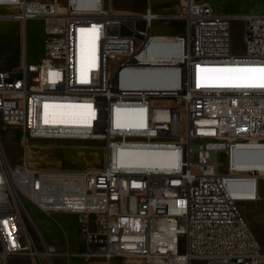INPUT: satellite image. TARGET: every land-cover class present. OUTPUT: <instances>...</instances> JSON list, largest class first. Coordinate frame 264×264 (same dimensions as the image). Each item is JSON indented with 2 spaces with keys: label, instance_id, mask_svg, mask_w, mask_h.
I'll return each mask as SVG.
<instances>
[{
  "label": "built area",
  "instance_id": "2783aa9c",
  "mask_svg": "<svg viewBox=\"0 0 264 264\" xmlns=\"http://www.w3.org/2000/svg\"><path fill=\"white\" fill-rule=\"evenodd\" d=\"M90 2L0 0L10 11L1 19L42 21L44 35L42 59L25 60L20 79L0 71L1 121L30 140L95 141L106 149L102 170L45 172L12 166L0 142L2 261L24 256L52 264L59 254L43 234L36 242L26 200L57 223L59 215L75 217L78 236L107 264H262L264 250L239 203L261 200L264 89L208 86L197 69L264 67V13H220L207 1L179 0L169 15L147 0L142 13L130 15L110 12L107 0ZM237 20L245 26L243 56L232 53ZM173 21L184 25L183 34L154 33ZM81 34L93 50L78 65ZM162 73L163 89L124 82ZM62 102L84 105L85 122L53 121ZM130 118L135 125L123 126ZM129 151L172 154L175 163L130 166L120 161Z\"/></svg>",
  "mask_w": 264,
  "mask_h": 264
},
{
  "label": "rangeland",
  "instance_id": "374dc122",
  "mask_svg": "<svg viewBox=\"0 0 264 264\" xmlns=\"http://www.w3.org/2000/svg\"><path fill=\"white\" fill-rule=\"evenodd\" d=\"M156 0H153L155 2ZM207 1L219 12L232 14H248L253 12H264V0H199ZM147 5V0H107L106 6L112 13H124L138 15L142 13ZM10 13L8 9L0 8V15ZM244 23L234 21L231 29L232 53L236 56L244 54ZM42 30L43 24L39 21H28L26 24L16 23L13 20L0 19V67L10 69L4 59V54L10 52L12 45L9 38L18 31L21 45L28 53V59H33L42 51ZM154 33L165 34L185 30L181 22L176 24L168 22L154 26ZM5 35H3V33ZM125 34H132L127 27H123ZM12 73V80L21 78V69L9 71ZM0 142L4 153L12 166L24 164L32 170L45 172H76L102 170L106 163V149L102 142L95 141H42L30 140L22 129L17 125L4 123L0 119ZM220 163L226 161L225 154L217 157ZM261 200L259 202H242L239 208L244 214L251 230L264 250V179L259 181ZM27 211L38 225L44 239L58 249V255L52 264H107L105 259L94 253L91 244L78 236L76 219L73 216L60 215L57 217L59 223L66 229L68 242L61 225L37 211L28 201H24ZM26 213V212H25ZM25 221L27 227L33 234L36 242L40 237L38 229L33 222ZM184 240L182 239V243ZM183 247V246H182ZM1 253V247H0ZM44 261V258H43ZM45 264L46 261H44ZM0 264H5L0 256ZM7 264H30V260L24 256L11 257ZM111 264H145L140 260H127L117 258ZM193 264H203L201 261H194ZM264 264V262H262Z\"/></svg>",
  "mask_w": 264,
  "mask_h": 264
},
{
  "label": "bare ground",
  "instance_id": "6f19581e",
  "mask_svg": "<svg viewBox=\"0 0 264 264\" xmlns=\"http://www.w3.org/2000/svg\"><path fill=\"white\" fill-rule=\"evenodd\" d=\"M98 0H91L90 5L93 6ZM79 5H85L86 0H77ZM1 16V15H0ZM1 19V17H0ZM86 33V32H85ZM93 50L92 43L90 42L87 34H81L78 37V65L84 64L87 59L91 56ZM220 68V67H213ZM244 68V67H242ZM124 82L129 85L137 87H156L163 89L168 86L165 82V74H158L154 76L149 75H129L124 78ZM210 83H214L209 81ZM55 116L53 121L66 124H79L85 122L82 117L84 105L75 102H62L55 105ZM131 114V113H130ZM135 125L133 120L127 119L123 122V126L131 127ZM120 161L130 166H156L165 167L175 163V158L172 154L164 152H140V151H129L123 152L120 156ZM33 221V220H32ZM34 226L40 230L38 225ZM41 234V232L39 231Z\"/></svg>",
  "mask_w": 264,
  "mask_h": 264
},
{
  "label": "snow or ice",
  "instance_id": "6c2138e0",
  "mask_svg": "<svg viewBox=\"0 0 264 264\" xmlns=\"http://www.w3.org/2000/svg\"><path fill=\"white\" fill-rule=\"evenodd\" d=\"M197 71L200 80L214 82L208 86L264 89V67L200 68L198 66ZM197 86H201L199 81Z\"/></svg>",
  "mask_w": 264,
  "mask_h": 264
},
{
  "label": "crops",
  "instance_id": "0c3cea01",
  "mask_svg": "<svg viewBox=\"0 0 264 264\" xmlns=\"http://www.w3.org/2000/svg\"><path fill=\"white\" fill-rule=\"evenodd\" d=\"M152 4H153V8L155 9V11H157L159 13H162V14L174 15V14H176L179 11V0H156L155 2H152ZM217 12H219V11H217ZM220 13H228V12H220ZM253 13H264V12H253ZM248 14H251V13H248ZM32 21H39V20H32ZM14 22L17 23L18 21H14ZM39 22L42 23V21H39ZM173 22L175 23V25L180 23V22H177V21H173ZM181 25H182V23H181ZM184 31L185 30H183V31L182 30L181 31L177 30L176 32H172V33H169V34L181 35V34L184 33ZM2 33H3V35L6 34V33L4 34V32H2ZM9 40L11 41L12 48H11L10 52H8V54L7 53L4 54V59H5V61L8 64H9V62H12L13 66L10 69H12L14 71L15 70H20L22 68L23 63L25 62V60L28 63H35V62H38V61H40L42 59V57L44 55V35H43V30H42V43H41L42 44V51H41V53L38 56H36L35 58H33L31 60L28 59V53L25 51L23 44L21 45L18 31H15L14 35L11 38H9ZM10 69H7L6 67H0V71L9 72ZM76 224H77V220H76ZM8 260L6 262H4V263L7 264Z\"/></svg>",
  "mask_w": 264,
  "mask_h": 264
}]
</instances>
